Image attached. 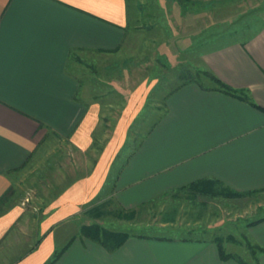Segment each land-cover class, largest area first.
I'll return each instance as SVG.
<instances>
[{"label":"crops","instance_id":"1","mask_svg":"<svg viewBox=\"0 0 264 264\" xmlns=\"http://www.w3.org/2000/svg\"><path fill=\"white\" fill-rule=\"evenodd\" d=\"M207 2H216L210 17ZM226 8L229 0H197L182 15L187 40L210 26L216 30L186 61L240 93L223 92L207 77L177 80L153 112L150 97L159 80L141 76L129 91L123 85L128 63L112 59L128 35L129 0H0V197L50 136L87 155L81 172L30 220L33 234L21 233L27 238L17 235L28 224L23 208L14 199L3 208L0 264H45L65 246L53 264H240L221 258L214 237L202 234L129 233L114 250L79 234L81 224L91 223L81 213L104 201L138 211L200 180L248 192L237 198L264 193V8L253 26H241L238 12ZM193 46L178 49V66L185 60L179 55ZM92 64L121 90L113 130L94 158L101 105L114 97L104 92V102L97 100ZM152 113L138 139L128 141L135 119ZM244 229L245 240L264 248V214ZM245 262L264 264V253Z\"/></svg>","mask_w":264,"mask_h":264},{"label":"rangeland","instance_id":"2","mask_svg":"<svg viewBox=\"0 0 264 264\" xmlns=\"http://www.w3.org/2000/svg\"><path fill=\"white\" fill-rule=\"evenodd\" d=\"M138 1L137 4H134L135 0H129V14L132 19L127 29L128 35L112 59L118 58L120 62L125 60L128 63V66L123 69H128L129 82L123 85L129 91L135 85L134 80L141 76L149 77L148 79L156 77L159 80V84L153 88L150 97V103L153 106L151 109L154 112L159 109L157 106H161L162 96L167 92V89L177 84L178 72L181 69L190 70L195 67L186 60L193 51H196L197 48L199 50L200 46L203 45L202 39L215 29L214 26H210L211 28L202 31V34L192 40L189 39V41L185 35L182 15L190 10L191 4L186 3L180 6L172 0ZM203 4L205 7L207 6L210 17L216 2ZM229 5L230 8H226V11L228 13L232 10V13L238 12L236 14L239 15L237 21L241 26H253L259 17L255 15L260 12L261 8H264V0H229ZM135 10L137 14L140 10V18L135 19L133 17ZM174 10L179 12L181 16ZM208 21L210 25L214 19L209 18ZM188 41L191 44L193 42V50L189 47L187 48L189 50H184L179 55L185 59V65L183 63V66H178L179 61H176L178 49L183 48L185 43H189ZM93 67L91 70L96 74L92 83L95 86L93 93L95 92L97 95V100L103 101L101 94L104 92L114 97L111 98V104L104 106L103 103L101 105L99 116L101 125L94 132V140L101 147L113 130L115 119L120 110V106L117 104L121 103L119 100L121 90L114 83L110 84L104 81L105 72L101 66L95 64ZM112 73L120 75L116 69H112ZM105 99L110 100V98ZM152 115L153 113L151 116L141 114L138 119H135L128 130V141L133 140L134 142L138 139V134L141 133L139 131L140 125L145 123L149 126L151 120L155 118ZM94 153H98L96 149L90 152L92 158H94ZM86 156L78 155L68 140L50 136L42 143L33 158L21 168V171H18L14 182L11 184L15 192L13 195L14 205L22 207L25 215L23 218L24 220L25 218L28 219V224L24 221L21 223L19 226L21 231L17 235L27 238L28 235L33 234L35 227L34 223H31L32 219H38L43 207L50 199L73 181L77 171L83 168V161L85 158L87 159ZM84 171L85 169L82 170V172ZM95 205L98 203L88 207L83 212L85 215L81 213L80 216L86 221L98 223L108 229L127 233L180 236L191 233L192 235L222 237L226 251H233L243 260L249 262L251 261V253L243 237L244 226L253 218L264 214V193L237 198L197 194L190 189L171 192L168 195L158 196L145 205L144 209L136 211L132 219L129 220L118 218L116 213L123 211L115 205H110V203L100 209L103 211L100 218H95V213L89 211ZM22 232L28 235H23ZM30 238L35 237L32 235Z\"/></svg>","mask_w":264,"mask_h":264},{"label":"trees","instance_id":"3","mask_svg":"<svg viewBox=\"0 0 264 264\" xmlns=\"http://www.w3.org/2000/svg\"><path fill=\"white\" fill-rule=\"evenodd\" d=\"M177 2V4H179L180 6H182L183 4H192L195 5V2L197 0H172ZM199 3V2H198ZM212 4V2H211ZM179 76V80H194L197 83H200V80L202 77H207L209 78L216 86L217 89L226 92L228 94H231L233 96H237L240 92L237 89L231 88L229 86H227L226 84H224L223 82H221L214 74H212L210 71L207 70H201L198 68H191L190 70L186 69V70H180L178 72ZM183 83V82H181ZM93 148L97 150V152H100L101 147L97 145V143L93 142ZM182 191L184 189H190L191 191L195 192V193H199V194H206V195H210V196H215V195H222V196H226V197H240L242 195L247 194L248 192H238L235 190H231L229 188H224V187H220L217 182L213 181V180H200L197 182H193L191 184H189L188 186L185 187H181L179 188ZM14 189L10 186L5 192L4 194L0 197V213L3 210V208L7 205L12 203L13 195H14ZM108 202L104 201V202H100L98 203V205H95L93 207H91L89 209V211L92 213H95V218H100V216L103 214V211H101L100 209H102L103 207L106 206ZM136 211H127V212H121L119 211L118 213H116V216H118V218L120 219H125V220H129L131 219L134 215H135ZM79 234L81 236H85L91 240L97 241L100 244H102L104 247H106L109 250H114L116 248H118L129 236V233L124 232V231H115V230H111L108 229L106 227L101 226L98 223H87V224H81L80 229H79ZM214 241L217 245V249L219 252V255L221 256V258L223 259H227V258H235L240 264H248L247 262H245V260H243L242 258L238 257L237 255L231 253V252H227L223 246V239L222 237H214ZM246 244L247 247L250 250V253L252 255H255L256 252H262L264 253V248L260 247L259 245L256 244H251L250 242H248L246 240ZM66 246L60 249H57L54 251L51 259L46 262L45 264H53L54 261H56L58 259V257L62 254V252L65 250Z\"/></svg>","mask_w":264,"mask_h":264}]
</instances>
